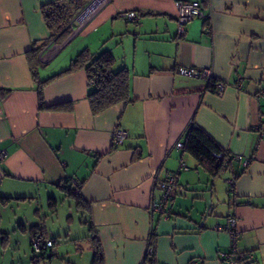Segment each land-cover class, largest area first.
<instances>
[{"label":"crops","instance_id":"crops-1","mask_svg":"<svg viewBox=\"0 0 264 264\" xmlns=\"http://www.w3.org/2000/svg\"><path fill=\"white\" fill-rule=\"evenodd\" d=\"M53 1L86 2L0 0V246L13 249L7 264H93L95 240L102 264H153L145 259L151 239L154 264H226L221 255L230 251H250L252 264H264V0H183L200 2L204 17L189 20L180 35L178 0H110L70 39L51 37L46 26L42 7ZM127 11L137 20L126 19ZM43 43L38 80L64 71L82 51L108 50L113 70L128 71L130 100L93 114L87 94L94 87L79 68L43 87L47 106L71 108L39 109L29 51ZM178 67L208 68L212 78ZM191 125L231 157L216 176L176 146ZM116 127L127 132L119 145ZM168 172L178 174L172 196L163 213H151ZM22 201L31 213L4 219L1 208ZM66 204L65 221L79 223L56 233L47 216L59 218ZM230 217L239 233L234 249L222 228ZM34 234L53 238L50 255L33 252Z\"/></svg>","mask_w":264,"mask_h":264},{"label":"trees","instance_id":"trees-1","mask_svg":"<svg viewBox=\"0 0 264 264\" xmlns=\"http://www.w3.org/2000/svg\"><path fill=\"white\" fill-rule=\"evenodd\" d=\"M71 4L72 3H70V5ZM76 5L78 4L76 3ZM78 8L79 6H69L68 3L64 4L59 1L47 3L42 7L44 20L46 26L51 31V37L57 35V38L62 39L68 36L69 30L66 28L67 18L71 9ZM43 45H45V43L41 44L38 47L34 46L29 51L30 69L33 73V77L36 83L39 109L68 110L71 108L70 103L47 106L43 97V87L51 78L61 73L79 68L85 70L89 84L94 87V89L88 91L87 94V99L89 101V105L93 114L101 112L119 102H127L130 100L128 71L126 68L113 70L112 66L115 59L112 53H110L108 50H103L96 55L87 51H82L75 56V58L71 62V65L64 71L54 75L49 79H45L42 81L38 80L35 76L34 67L35 64L39 62L38 55L43 48ZM32 54L35 57L33 61L34 63L30 61V56H32ZM182 142L183 150L191 154L195 158L197 163L202 166L211 176H216L217 174H219V172L226 169L231 160V157L226 153H224L223 157H215L213 153H221L222 150L203 129L196 125L187 127L184 132ZM72 193L73 192H71V194ZM73 196L75 197L77 203L80 204L79 198L75 194H73ZM0 204H4V201H0ZM42 236L45 237V235L43 234ZM150 245L153 248V252L150 256H146L145 259L154 264V246L152 239L150 241ZM93 246V264H102V253L100 246L96 240L94 241ZM38 255H40V257H46L43 254ZM236 261L239 262L240 259ZM252 263L253 261L246 262V264Z\"/></svg>","mask_w":264,"mask_h":264},{"label":"built area","instance_id":"built-area-1","mask_svg":"<svg viewBox=\"0 0 264 264\" xmlns=\"http://www.w3.org/2000/svg\"><path fill=\"white\" fill-rule=\"evenodd\" d=\"M110 0H86L84 5L78 9H71L69 16L66 22V28L69 30L68 39L75 36L77 33L81 31L83 27L90 21V19L94 16V14ZM176 18L178 22V33L179 35L183 33L184 25L189 20L195 17H204V12L202 10L201 4L198 1H183L178 0L176 2ZM123 16L128 20H137V14L135 11H127L123 13ZM177 72L192 77H198L206 80H210L211 72L208 68H197V67H178ZM224 88V84L218 82L214 89L217 92L222 91ZM127 136V132L124 129L116 127L112 131V142L113 145L122 144L123 140ZM177 147H183V143L181 141L176 143ZM215 157H223L224 153H213ZM6 156V152L4 150H0V159H3ZM238 159H241L240 155L236 156ZM248 160H244V164H246ZM185 163L182 162L180 167L186 169ZM178 178V174L174 172H168L165 174L164 178L158 182V186L160 189V197L157 199H153L150 203L149 211L151 213L164 212V207L166 202L172 196L173 186L176 183ZM221 228V227H220ZM226 231H228L231 238V249H234L236 246V242L239 236V233L236 229V221L233 217L228 219V223L222 227ZM53 242L50 239H46L41 234H34L32 237V248L35 254H44V256H48L53 252ZM153 252L152 246L149 244L145 257L150 256ZM222 259L226 264H246L247 261H252L254 259V255L250 251L246 252H226L222 253ZM240 259L239 262L236 260Z\"/></svg>","mask_w":264,"mask_h":264},{"label":"rangeland","instance_id":"rangeland-1","mask_svg":"<svg viewBox=\"0 0 264 264\" xmlns=\"http://www.w3.org/2000/svg\"><path fill=\"white\" fill-rule=\"evenodd\" d=\"M32 211V205L28 203V201H22L18 206L11 208V206H5L1 208V213L3 214L4 219L13 216L14 212H17L18 215H29ZM69 213V209L67 207V204L62 207V211L60 212L59 218L56 215L49 214L47 216V226L49 229L54 228V232L59 233V231H63L65 228H67V225L70 224L72 226V231L74 232L76 230L77 224L79 223V220L76 219V221L73 222H66L65 216ZM81 228V226H80ZM8 246V245H6ZM6 246L1 247L0 246V256L1 260L4 261L6 264L9 262L11 253L13 252V249H6V252L2 251Z\"/></svg>","mask_w":264,"mask_h":264}]
</instances>
